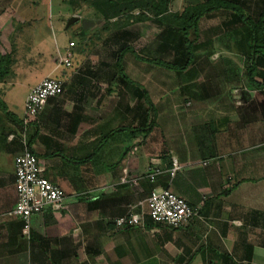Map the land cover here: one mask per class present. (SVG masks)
Returning a JSON list of instances; mask_svg holds the SVG:
<instances>
[{"label": "crops", "instance_id": "crops-1", "mask_svg": "<svg viewBox=\"0 0 264 264\" xmlns=\"http://www.w3.org/2000/svg\"><path fill=\"white\" fill-rule=\"evenodd\" d=\"M230 1L253 21L264 7V0ZM60 2L68 17H77L73 28L82 41L111 35L118 46L110 55L86 57L70 40L53 54L24 51L15 57L29 60L11 66L0 80V264H264V27L254 36L235 19L222 36L214 29L203 34L198 24L188 32L193 58L184 70L162 68L157 77L139 81L131 78L139 70L134 55L126 66V52L120 53L126 82L118 80L117 52L138 33L121 24L101 30L93 7L74 3V12ZM52 3L48 17L58 20L63 11L53 15ZM34 7L0 0V43L40 32L35 21L45 13H32ZM33 20L34 28L23 32L21 26ZM157 30L151 54L159 58ZM67 50L70 67L58 61ZM162 57L172 62L174 56L169 50ZM32 63L43 65L41 75ZM45 77L60 81L62 93L24 124L26 95ZM23 141L64 196L60 209L30 218L28 234L9 214L16 202L14 160ZM156 169L150 182L147 175ZM163 185L197 216L176 228L155 224L145 213L142 226L114 225L115 218L140 212L151 190Z\"/></svg>", "mask_w": 264, "mask_h": 264}, {"label": "built area", "instance_id": "built-area-1", "mask_svg": "<svg viewBox=\"0 0 264 264\" xmlns=\"http://www.w3.org/2000/svg\"><path fill=\"white\" fill-rule=\"evenodd\" d=\"M71 46L73 44L70 42L69 47ZM58 57L60 64L70 67L71 53L68 50ZM62 90L61 82L51 77H45L34 85L27 93L23 104V123L27 124L34 119L40 113L46 100L61 94ZM22 144L23 150L14 160L16 202L9 214L21 221L23 233L28 234L30 218L42 213L46 208L60 209L64 196L57 185L44 177L37 157L27 143L23 141ZM175 170L176 162L174 161L169 175L173 176ZM158 173L157 169L152 170L147 175L148 180L155 182ZM122 181L124 182L125 179L122 178ZM140 207V212L129 211L115 218L114 225L117 228L142 226L145 213L155 224L176 228L197 216L196 209L168 187L152 189Z\"/></svg>", "mask_w": 264, "mask_h": 264}, {"label": "rangeland", "instance_id": "rangeland-1", "mask_svg": "<svg viewBox=\"0 0 264 264\" xmlns=\"http://www.w3.org/2000/svg\"><path fill=\"white\" fill-rule=\"evenodd\" d=\"M53 2V15L57 11H63V14L61 13V17L58 20L54 19H49V12L50 9L47 12L48 5L50 2ZM61 0H25L26 3L30 2L32 6L34 7L33 10L36 9V11L31 10L32 13L36 12V14H43L45 15V19L41 18V20L35 21L40 23V25L37 26L38 29H40V32L34 36L33 34L26 35V36H20L19 40H17L15 43L12 42H2L0 43V53L1 54H8L6 60L8 59L9 62L7 61L9 68L11 66H16L18 62H23L27 61L29 59L26 58H16L15 55H19L21 52L24 51H29V50H34V51H45L49 54H53L56 52L57 48H60L64 45H67L68 41H73L76 43L75 49L78 51H82V53H85L86 57L88 53L96 52L100 56L103 55V52H105L107 55L111 54V50L116 51L117 46L113 42L114 38L113 36L109 35L110 37H103L104 35H99V38L96 36H92L91 40L88 41L87 38L85 40H81V38L78 36L76 31L74 30V25L76 22L73 24L67 26L68 17L69 15L65 10H63L62 6L59 7ZM69 1L71 0H65L69 4ZM202 0H169L168 5H167V12H171L173 14H177L181 12L185 7L194 5L195 3H200ZM19 2H22V0H19ZM36 3H38L36 5ZM66 7V5H64ZM85 12V11H82ZM137 10L133 11L132 15H137ZM95 13V12H94ZM150 13V12H149ZM216 14V16L210 18V20H207L204 18L203 20L200 21L199 23V29H202L200 32L201 33H210L212 29H214L213 33L216 34H221L227 35L225 33H229V30L223 29L222 21L228 19L226 15ZM149 15L148 19L143 20V21H134L133 18H130L126 20L123 15H119L116 18H112L114 20H107V21H100L102 25H104L101 30L105 29H114L117 27V25L121 24L122 26H127V31L132 34L138 33V38L135 39L134 37L131 38V36L128 38V46H130L142 59H136L135 58V63L136 67L139 68L138 74H133L131 78H133L134 81H139L137 77H157V71L161 70L162 68L155 66L151 63H148L147 61L143 60V58H151L153 59L152 56H148L149 53H153L154 51L152 50V40L155 34L158 32L157 28L160 25L159 21L155 19L152 14H147L146 16ZM32 22L28 21L25 25H22L21 28L24 31H26L29 28H32L33 26L31 25ZM34 28V27H33ZM29 38V39H28ZM35 38V39H34ZM107 38V39H106ZM131 38V40H130ZM226 37L219 39V41L216 43V47L222 48L224 43H225ZM82 41V42H81ZM148 48V49H147ZM151 52H148V51ZM108 52H110L108 54ZM101 53V54H100ZM166 54V53H161ZM150 55V54H149ZM153 55V54H152ZM100 59V58H99ZM102 59V58H101ZM133 57L131 56V53L129 54L126 52L124 54L123 61H128L126 63H131V64H126L127 65H132ZM164 60H167L166 57L163 58ZM98 60V58H96ZM57 62V59L56 61ZM58 63V62H57ZM112 63V62H111ZM35 64L33 66H37L40 68V70L37 71V74H42L40 73L43 69L41 68L43 65L38 64V63H32ZM114 67V65H112ZM123 67V65H122ZM154 69L155 72L152 73L151 69ZM130 68H126V70H129ZM143 71V72H141ZM172 75V74H170ZM179 75V74H177ZM32 78V77H30ZM37 78H39V75H36L35 78L28 80L27 82L30 84H35L34 82L37 81ZM19 94V93H18ZM168 98V97H167ZM165 98V99H167ZM19 99V98H18ZM18 99L14 100L15 103L18 104ZM13 101V102H14ZM147 105V104H146ZM168 109V107H166ZM147 109V107H146ZM158 109H161L159 107ZM166 109V110H167ZM165 109H162L160 112L163 113ZM151 109L149 111L150 116L152 115ZM158 114H161V113ZM168 112V111H167ZM166 112V113H167Z\"/></svg>", "mask_w": 264, "mask_h": 264}, {"label": "trees", "instance_id": "trees-1", "mask_svg": "<svg viewBox=\"0 0 264 264\" xmlns=\"http://www.w3.org/2000/svg\"><path fill=\"white\" fill-rule=\"evenodd\" d=\"M168 2L169 0H71L69 1V5L74 12L77 11L76 7L73 6L74 3L93 7L95 12L100 15L102 21L111 20L119 15H123L126 20L133 18L134 21H143L149 17V15L146 16V13L152 14L160 23V32L156 35L155 39H159L160 41L159 43L157 42L156 48L158 45V53L161 56L158 58L149 53L150 55L148 54V56H152L153 59L143 58V60L160 68L171 69L175 72L184 70L192 61L193 55L191 50L193 45L192 41H189L188 32L194 33L198 30L201 18H211L220 12V14L223 13V15L228 17L226 21H222L221 26L223 29L229 30L232 20L241 19L242 23L250 29L254 36L257 33L262 34L264 7L258 13L256 20L253 21L250 17L244 15L239 8L234 7L230 0H202L200 3L185 7L177 14L167 12ZM136 10L138 11L137 15H132L133 11ZM71 43L74 44L73 42ZM254 48H260L256 42ZM169 50L172 51L174 56L172 62L164 60L162 57L164 54H161ZM125 52H130L137 59L141 60L142 58L128 45L122 47L117 52L115 65L119 69L118 80L129 82V78L121 70L122 59L120 53L122 55ZM148 52L151 51L149 50ZM7 56L8 54L4 55L0 53V80L8 73L9 65L7 61L9 62V60L5 59ZM249 81H252L250 77ZM144 100L148 104V108H152L146 92H144ZM0 110L5 111V106L1 100ZM147 128L150 130L151 126L148 125Z\"/></svg>", "mask_w": 264, "mask_h": 264}, {"label": "water", "instance_id": "water-1", "mask_svg": "<svg viewBox=\"0 0 264 264\" xmlns=\"http://www.w3.org/2000/svg\"><path fill=\"white\" fill-rule=\"evenodd\" d=\"M77 21V17L76 16H71L69 19H68V22H67V26L73 24L74 22Z\"/></svg>", "mask_w": 264, "mask_h": 264}]
</instances>
